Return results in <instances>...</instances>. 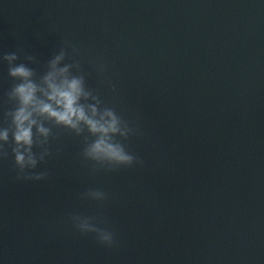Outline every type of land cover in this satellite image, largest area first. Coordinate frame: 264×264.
Instances as JSON below:
<instances>
[{"label":"water","instance_id":"1","mask_svg":"<svg viewBox=\"0 0 264 264\" xmlns=\"http://www.w3.org/2000/svg\"><path fill=\"white\" fill-rule=\"evenodd\" d=\"M0 152V264H264V0H0Z\"/></svg>","mask_w":264,"mask_h":264},{"label":"clouds","instance_id":"2","mask_svg":"<svg viewBox=\"0 0 264 264\" xmlns=\"http://www.w3.org/2000/svg\"><path fill=\"white\" fill-rule=\"evenodd\" d=\"M15 55L6 57V59H15ZM58 59V58H57ZM10 75L12 76H20V77H27L30 75V71L26 69L23 65L11 68L9 70ZM78 81H73L72 82V89L76 90L78 88ZM16 92L19 94L22 103L26 106L32 99L33 95L35 92V86L32 83H21L18 84L15 88ZM56 95H59L61 99L58 101V103L64 104V107L66 111L64 113H55L60 120H66L70 122V117L74 111H77L74 109L73 104L74 100L76 97L71 93V92H66V91H60L59 89L54 90V96L55 98ZM45 109L49 111V113H52L53 110L49 108L47 105H45ZM30 113L27 112L26 107H21L16 115V120L19 123V128L20 131L16 135V140L17 141H23L25 144L31 145L32 144V139H31V131L30 128H25L24 127V121L29 119ZM80 116H83L82 112H79ZM34 123V121H32ZM41 131H44L41 129ZM93 153L99 155V154H104L109 158V160L113 163L114 167L112 168H118L120 166H132L134 163L137 162L138 158L131 154L127 149L123 147H114L112 145H105L103 141H100L95 144V146L92 149ZM13 153L15 156V163L17 167L19 168V175L18 178H24V179H35V180H40L45 178L46 174L45 173H39V174H33V173H28L24 172L23 168L25 167V156L15 149H13ZM0 156H7V152H0ZM28 163L31 164L32 168L34 169L36 167L37 161L33 157L28 158ZM102 192L99 190H90L89 192ZM88 193V192H87ZM86 193V194H87ZM104 193V192H102ZM85 194V195H86ZM90 220L88 217H81V216H74L73 220ZM76 226L82 231V232H94L98 234V239L100 242L105 243V244H113L114 243V235L111 231L102 229L97 227L93 231H88L86 228L85 224H78L76 223Z\"/></svg>","mask_w":264,"mask_h":264}]
</instances>
